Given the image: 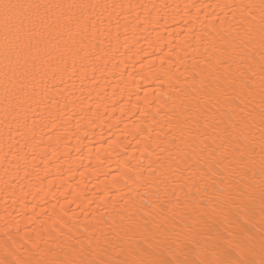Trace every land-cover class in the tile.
<instances>
[{"label": "snow or ice", "instance_id": "obj_1", "mask_svg": "<svg viewBox=\"0 0 264 264\" xmlns=\"http://www.w3.org/2000/svg\"><path fill=\"white\" fill-rule=\"evenodd\" d=\"M142 32L159 64L121 52ZM124 55L161 90L128 109L123 139L101 138L116 169L92 191L74 182L99 171L89 130L126 114L92 93ZM4 148L5 203L27 222L7 213L0 264H264V0H0Z\"/></svg>", "mask_w": 264, "mask_h": 264}, {"label": "bare ground", "instance_id": "obj_2", "mask_svg": "<svg viewBox=\"0 0 264 264\" xmlns=\"http://www.w3.org/2000/svg\"><path fill=\"white\" fill-rule=\"evenodd\" d=\"M124 3H133V4H147L151 6L152 4L155 5H176L180 4L181 7L185 4L190 2V0H123ZM204 2H214V0H204ZM153 13V15L156 14L157 11L160 12V15H165L168 13H171L173 9H150ZM141 11V17L143 18L147 12L146 10H139ZM169 23L171 21L169 20ZM171 30V29H170ZM141 36V39L139 43L135 44L134 47H132L131 51L128 49L121 47L122 53H127V55H132L133 52H135L137 49H144L148 53H154V56L151 57V59H154L156 64H159V56L162 54L159 51H155L153 48L149 47L148 41L143 39V37L149 36L148 32H142L139 33ZM149 39H154V34L149 37ZM129 44L132 45L133 41L130 39ZM127 55L124 56H118L112 63H115L117 65L116 68L112 67V63H109L108 70L105 71L104 75L106 79L100 80V88H97L92 93V99L98 100L99 97L96 95V92H100V95L103 96L105 93H107L108 96L112 97L113 100L116 101H123L126 102L125 107V115H123V121L124 123H120L119 125L116 124V119L121 118V112L119 111L120 104H117V111L115 113L111 112V109H109V115L106 117H103L101 120H97L96 127L94 130H89V137L92 141V143L89 145L92 148V154L91 157H89L87 149L84 151V164H91L94 166L95 169L99 170L96 171H89L85 177H81L79 173L76 174L74 177V182H81L83 180V183L81 184L82 187L84 185H87V189H91L92 191H96V188L102 189L104 187V182L111 179V176H106L105 174L108 173H114L116 169V155L113 153L112 157H107V154L105 152V147L102 146L101 138L103 137L104 140H111V139H123V130L125 123L128 124V129L131 130L133 127V121L136 123H139V120L137 117H134L132 115V112H135L136 109L132 108V105H140L142 106L143 101V95L145 91L149 92V95H151V90L153 88H156L158 91H160V86L157 81L152 79L151 74L146 69H141L139 64L136 65L135 68L132 67L133 61L127 59ZM136 59L142 58V54L137 55L135 57ZM120 60H124L125 64H127V67H125V64H121ZM145 63H148V59H145ZM91 75V73H89ZM99 75V74H98ZM119 84L120 87L116 88L115 96H112L113 88ZM92 85L89 84L88 81H85L84 84V95L87 96L88 91L92 90ZM164 87L166 88L167 85L165 84ZM80 84L77 81V91L76 95L79 96L81 93L79 91ZM137 91H139V97L137 96ZM130 97V99H129ZM108 103H111V100L108 101ZM93 108H95V103H93ZM132 108V112H129L128 109ZM100 113L104 112L103 104L101 105L99 109ZM128 139H131V136L128 137ZM87 143V141H86ZM76 144V140L72 139L69 142V148H71V145ZM97 150H99V159L96 156ZM4 151H7V148H4L0 150V157L3 156ZM67 151L63 145H61L60 152L63 153ZM77 154L74 150H72V156L75 157ZM4 164L0 163V235L3 234L4 231V223L6 219H11V217L7 216V213H12L13 216H16L17 219L21 220V223H26L27 221L20 217L18 215L19 211H24L23 208L20 207L19 204L14 205L12 203V199H8L7 203H5V193L3 192V177H4ZM66 167V165H65ZM93 186H96L95 188ZM18 191V190H17ZM28 200L31 201L32 197L29 196ZM14 230V229H13Z\"/></svg>", "mask_w": 264, "mask_h": 264}]
</instances>
